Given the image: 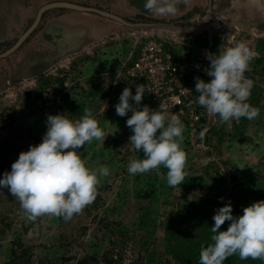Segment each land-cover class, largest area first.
Wrapping results in <instances>:
<instances>
[{"label":"rangeland","instance_id":"rangeland-1","mask_svg":"<svg viewBox=\"0 0 264 264\" xmlns=\"http://www.w3.org/2000/svg\"><path fill=\"white\" fill-rule=\"evenodd\" d=\"M143 20H85L84 40L98 41V47L70 54L46 72L29 65L25 51L4 58L10 74L0 87V178L22 151L42 141L48 115L77 119L85 109L93 112L106 138L78 151L88 167L106 165L110 175L100 177L95 200L67 221L52 215L30 221L17 198L0 189V264H199L201 249L211 243L217 209L231 201L239 216L246 206L264 199V0L229 4L207 20L198 39L189 37L184 50L162 39L160 24ZM141 22L149 26L141 27ZM147 38L162 40L188 61L191 85L200 76L192 75L193 68L211 79L205 71L208 59L206 67L192 65L202 62L203 53L240 42L254 52L245 76L254 83L249 102L260 109L257 118L222 124L195 96L166 107L184 127L185 181L175 187L167 184L163 166L142 175L128 173L129 161L142 159L143 153L128 143L132 130L126 121L132 113L121 117L115 110L126 87L135 94L138 83L128 69ZM108 45L116 49L106 50ZM147 102L144 96L141 108ZM160 104L156 101L154 109ZM192 110L204 113L196 119ZM235 261L248 264L252 259L233 255L224 264Z\"/></svg>","mask_w":264,"mask_h":264},{"label":"clouds","instance_id":"clouds-1","mask_svg":"<svg viewBox=\"0 0 264 264\" xmlns=\"http://www.w3.org/2000/svg\"><path fill=\"white\" fill-rule=\"evenodd\" d=\"M182 0H144L143 9L154 16H174ZM254 57L246 43L220 47L209 52L210 61L205 69L210 80L196 78L197 103L219 117L220 123L231 124L241 118L253 120L260 109L250 104L254 83L245 76ZM146 89L136 86L135 94L126 87L115 106L116 114L127 119L132 130L129 142L142 159H131L127 171L142 175L167 169L166 180L175 187L185 181L186 154L181 148L183 123L176 115H169L165 105L157 109L145 105L141 108ZM47 131L39 144H33L19 154L0 178V189H7L20 203L26 218L35 221L43 215L70 220L90 205L96 196L100 177L110 175L106 165L90 168L81 158L79 149L93 140L105 142V132L98 125L90 109L77 119L65 113L50 114ZM205 129L200 133L204 137ZM223 199V198H222ZM211 243L199 254V264H224L228 257L238 255L241 260L264 261V199L234 215L231 201L219 207L213 216ZM228 221V228L222 225Z\"/></svg>","mask_w":264,"mask_h":264},{"label":"crops","instance_id":"crops-1","mask_svg":"<svg viewBox=\"0 0 264 264\" xmlns=\"http://www.w3.org/2000/svg\"><path fill=\"white\" fill-rule=\"evenodd\" d=\"M245 1L249 0H182L176 15L154 16L143 9L144 0H0V87L4 88L5 77L10 74L4 58H14V52L30 53L29 65L42 66L46 72L70 54L96 49L98 41L84 40L85 20H154L162 26V39L184 50L189 37L198 39L196 34L200 36L208 19L225 12L229 4ZM140 25L149 26L144 22ZM109 47L116 49L108 45L106 50ZM229 260L233 263L234 258Z\"/></svg>","mask_w":264,"mask_h":264},{"label":"built area","instance_id":"built-area-1","mask_svg":"<svg viewBox=\"0 0 264 264\" xmlns=\"http://www.w3.org/2000/svg\"><path fill=\"white\" fill-rule=\"evenodd\" d=\"M183 59V56L157 38H147L139 44L128 74L132 81L142 84L146 89L145 96L150 108L154 109L156 101L168 107L180 103L182 99L198 97L196 84L189 83L188 61ZM204 59H207L205 53L198 59L202 62L195 60L192 65L206 67L203 64ZM196 73H199V78L209 80L202 69L193 68L192 75ZM167 100L171 102L166 103ZM192 113L196 114V119H200L204 112L192 110Z\"/></svg>","mask_w":264,"mask_h":264}]
</instances>
